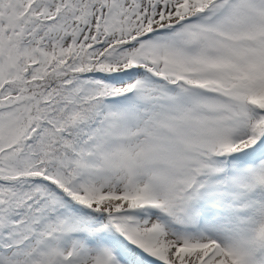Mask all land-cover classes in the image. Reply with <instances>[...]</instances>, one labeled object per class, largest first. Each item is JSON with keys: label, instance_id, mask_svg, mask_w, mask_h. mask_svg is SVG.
I'll use <instances>...</instances> for the list:
<instances>
[{"label": "snow or ice", "instance_id": "obj_1", "mask_svg": "<svg viewBox=\"0 0 264 264\" xmlns=\"http://www.w3.org/2000/svg\"><path fill=\"white\" fill-rule=\"evenodd\" d=\"M0 264H264V0H0Z\"/></svg>", "mask_w": 264, "mask_h": 264}]
</instances>
